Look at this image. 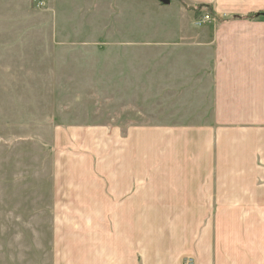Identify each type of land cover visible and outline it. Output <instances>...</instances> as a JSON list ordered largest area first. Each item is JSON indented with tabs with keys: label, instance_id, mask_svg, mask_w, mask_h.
<instances>
[{
	"label": "rangeland",
	"instance_id": "obj_1",
	"mask_svg": "<svg viewBox=\"0 0 264 264\" xmlns=\"http://www.w3.org/2000/svg\"><path fill=\"white\" fill-rule=\"evenodd\" d=\"M34 3L23 0L10 27L0 10V264H52L46 211L89 178L150 205L149 194L169 202L174 188L212 193L221 178L247 177L229 161L251 146L252 126L213 120L215 58L200 43L243 17L212 9L198 24L204 11L183 0Z\"/></svg>",
	"mask_w": 264,
	"mask_h": 264
},
{
	"label": "crops",
	"instance_id": "obj_2",
	"mask_svg": "<svg viewBox=\"0 0 264 264\" xmlns=\"http://www.w3.org/2000/svg\"><path fill=\"white\" fill-rule=\"evenodd\" d=\"M183 1L211 5L223 18L264 11V0ZM22 4L0 0V10L10 12L9 27ZM253 19L215 25L211 37L200 41L215 58L213 120L252 126L245 135L251 146L229 161L231 172L249 169L247 177L221 178L224 183L212 193L202 188L190 195L174 188L177 195L169 202L149 194L150 205L138 193L114 194L108 180L89 178L85 193L54 194L46 211L52 264H63L69 242L71 256L64 264H184L186 258L192 264H264V18ZM0 32L8 35L9 29Z\"/></svg>",
	"mask_w": 264,
	"mask_h": 264
},
{
	"label": "trees",
	"instance_id": "obj_3",
	"mask_svg": "<svg viewBox=\"0 0 264 264\" xmlns=\"http://www.w3.org/2000/svg\"><path fill=\"white\" fill-rule=\"evenodd\" d=\"M191 9L194 10L196 13H199L200 11H204V13H207L209 15H210V13L211 14L213 13L211 5H196V6H194ZM258 16H261V17L264 18V11L258 12L256 14H251V15H248V16L243 17V18H245V19H253V18H257ZM225 20H227V19H223L222 21H225Z\"/></svg>",
	"mask_w": 264,
	"mask_h": 264
},
{
	"label": "built area",
	"instance_id": "obj_4",
	"mask_svg": "<svg viewBox=\"0 0 264 264\" xmlns=\"http://www.w3.org/2000/svg\"><path fill=\"white\" fill-rule=\"evenodd\" d=\"M35 1V6L37 7V8H39L41 5H42V3H43V0H34ZM207 19H210V16H209V14H207V13H202V14H200L198 17H197V23L198 24H201L203 21H205V20H207Z\"/></svg>",
	"mask_w": 264,
	"mask_h": 264
},
{
	"label": "water",
	"instance_id": "obj_5",
	"mask_svg": "<svg viewBox=\"0 0 264 264\" xmlns=\"http://www.w3.org/2000/svg\"><path fill=\"white\" fill-rule=\"evenodd\" d=\"M160 3H162L163 5H167L170 3V0H158Z\"/></svg>",
	"mask_w": 264,
	"mask_h": 264
}]
</instances>
